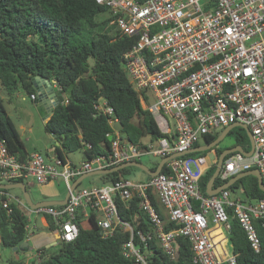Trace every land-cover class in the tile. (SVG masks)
I'll use <instances>...</instances> for the list:
<instances>
[{
	"label": "built area",
	"instance_id": "2783aa9c",
	"mask_svg": "<svg viewBox=\"0 0 264 264\" xmlns=\"http://www.w3.org/2000/svg\"><path fill=\"white\" fill-rule=\"evenodd\" d=\"M117 14L112 21L128 35H137L134 47L125 53L128 77L141 93L142 104L154 115L164 136L143 150L122 138L115 128L119 119L113 106L101 98L96 108L107 114L112 133V154L73 163L55 156L47 161L39 151L22 161L0 139V179L11 182L35 178L48 183L62 176L67 189L75 178L96 168H106L138 160L145 154L166 157L185 152L204 135L240 121L251 130L255 150L251 156L235 151L226 156L219 176L223 181L248 169L258 168L264 179V0H96ZM145 93L150 94L149 102ZM36 94L31 98L36 99ZM173 118V122L168 117ZM110 134V133H109ZM206 155H180L169 159L167 172L144 181L130 179L71 191L66 204L35 209L50 214L58 223L62 240L79 236V213H101L103 236H111L123 223L116 196L140 197L164 251L179 256L178 237L189 240L197 264H238L233 253L221 256L210 235L211 224L230 230L229 209L236 214L252 248L259 252L262 241L256 220H264V198L248 201L229 188L214 195L204 194L200 179L217 163V150ZM151 193L180 226L166 230L165 219L153 203ZM9 194L0 190V206L12 211ZM126 227L128 225L126 224ZM126 256L138 264H149L139 248L129 240Z\"/></svg>",
	"mask_w": 264,
	"mask_h": 264
},
{
	"label": "trees",
	"instance_id": "16d2710c",
	"mask_svg": "<svg viewBox=\"0 0 264 264\" xmlns=\"http://www.w3.org/2000/svg\"><path fill=\"white\" fill-rule=\"evenodd\" d=\"M106 11L109 15L101 18ZM116 17L117 14L96 0H0V89L6 92L7 100L12 101L20 91L37 96L36 76L57 82L65 101L52 109L46 127L54 135L53 153L63 161L69 160V153L77 149L83 150L84 161L112 154L114 130L109 123L110 117L96 108L101 98L108 100L123 124L122 138L138 149L143 150L148 143H156L164 136L152 112L143 106L141 93L133 87L126 71L124 55L137 43L138 36L128 35L112 23ZM145 97L149 102L152 100L150 94L145 93ZM223 130L204 135V142L214 141ZM228 135L233 136L235 145L250 150L245 130L232 129ZM0 139L6 141L10 152L20 160L27 158L29 152L1 93ZM214 148L217 156L225 149L218 145ZM158 164L151 168L156 169ZM216 164L213 163L200 179L204 194H207L206 186ZM162 171L167 172L168 167H163ZM129 172L130 166L97 174L99 183L96 186L129 179L126 176ZM150 178L152 176L146 173L144 180ZM18 181L26 182V179L11 182ZM227 181L218 177L215 185ZM0 182L5 181L0 179ZM229 189L234 193L240 191L248 201L264 198V191L254 175L238 179ZM151 197L165 219L166 230L178 228L180 224L164 214L156 195L151 193ZM116 203L123 224L117 226L111 236H103L98 224L100 212L91 210L89 216L79 213V236L73 241H59L55 250L40 247L38 259L31 264H138L134 257L123 252L124 244L131 238L149 264H197L193 261L192 245L184 236L178 237L177 259L164 251L149 217L140 207L138 195L129 199L117 195ZM10 205L11 212L0 206V245L13 249L28 237V218L15 204ZM228 211L229 238L238 264H264V220H256L262 241L261 250L256 252L236 214L232 209ZM46 217L52 228L59 227L52 215L46 214ZM8 263L26 264L16 258H10Z\"/></svg>",
	"mask_w": 264,
	"mask_h": 264
},
{
	"label": "water",
	"instance_id": "95a60500",
	"mask_svg": "<svg viewBox=\"0 0 264 264\" xmlns=\"http://www.w3.org/2000/svg\"><path fill=\"white\" fill-rule=\"evenodd\" d=\"M57 83L55 80L50 79V78H45L43 76H36L34 78V84L36 87V90L38 92V96L40 98L41 101L46 100L47 96L49 94H52L54 97V104L52 107H55L58 103L60 102H64L65 101V95L64 94H58L57 91L54 89L53 87V83ZM236 126H241L243 127L247 134L248 137L250 139V143H251V148L250 150H246L242 145H235L232 147H228L225 148L221 154L218 156V161L216 164V169L213 173V175L211 176V178L209 179L207 186H206V192L209 195H214L219 193L221 190L229 188L232 184H234L238 179L247 176V175H254L258 178V183H259V187L261 190L264 191V179L263 176L260 172V170L258 168H252V169H248V170H244L236 175H234L233 177H231L227 182L221 184V185H215L216 183V179L219 176V173L222 169L224 160L226 158L227 155H229L232 152L235 151H240L242 153H244L247 156H251L255 150V142H254V137L253 134L250 130V128L245 124L242 123L240 121L234 122L229 124L228 126H226L224 128V130L220 133V135L212 142H204L203 144H199L196 145L192 148H190L189 150L185 151V152H176L174 154H171L169 156L163 157L161 159V161L159 162L158 166L156 169H152L151 167H149L148 165H146L144 162L138 161V160H131V161H126L123 162L121 164H118L114 167H106V168H96L94 170H91L89 172H86L84 174H82L81 176H79L78 178H76L72 185L71 188L68 189V192L65 196L64 199L62 200H41L38 202H35L32 197L31 194L27 188V183L23 182V181H18V182H0V189H11L14 187H20L23 190V194L25 197V200L27 202V204L32 208V209H37L39 207H43V206H50V205H64L68 202L71 191H73L74 189H76L81 182L92 175H97V174H106L112 171H116L119 170L121 168H125V167H129V166H137L141 169H143L146 173H148L151 176H155L157 174H159L162 170L163 167L165 165V163L171 159L174 158L176 156H180V155H185V154H189V153H193V152H201V151H208L211 148H214L215 146H217L227 135L228 133ZM123 124L121 123V121H117L115 123V128L118 129L119 131L123 129ZM58 240L62 241V239L59 237L58 235ZM29 245V241L28 240H22L17 246H15L13 249L14 250H19L24 248L25 246Z\"/></svg>",
	"mask_w": 264,
	"mask_h": 264
},
{
	"label": "rangeland",
	"instance_id": "374dc122",
	"mask_svg": "<svg viewBox=\"0 0 264 264\" xmlns=\"http://www.w3.org/2000/svg\"><path fill=\"white\" fill-rule=\"evenodd\" d=\"M109 15V12H103L101 14V18H104ZM1 95L5 98V106L6 109L11 116L12 120L14 121L16 127L18 128L21 138L25 143V146L29 151L37 150L41 152L47 159V161L53 162L54 157L51 158V154L49 149L51 147V140L48 135V131L46 128V117L50 113L44 103L40 100L35 101L33 100L29 94L26 92H18L15 94L12 101H8V96L6 92L0 89ZM40 99V98H39ZM170 120L173 122V118L168 115ZM21 123L25 124V128L20 127ZM29 126H33V131L29 130ZM220 131V130H219ZM200 143L204 142L202 139L199 141ZM235 145V139L231 135H227L219 144V147L228 148ZM210 157H215L212 153H208ZM84 158V152L82 149H77L73 152L69 153V159L74 161L75 163H80ZM149 167L155 166L157 162L161 161L159 156H155L152 154H145L140 159ZM127 178L133 181H143L146 177V172L137 167V166H130V172L126 175ZM28 181L34 182L36 185H39L34 178L29 177ZM98 176L92 175L85 178L82 183L79 185L78 189L82 187H93L98 184ZM50 188H53L55 191L56 188L62 189V192H58L54 195L55 199H62L65 198L68 189L65 184V181L62 176H58V179L52 182ZM49 188V187H48ZM13 193H18L19 196L26 202L23 190L20 187H14L11 189ZM235 196L243 197V194L240 191L234 193ZM47 198V196H44ZM40 230L42 226L40 225ZM10 251V248H4V256L1 261V264H9L6 260L5 253Z\"/></svg>",
	"mask_w": 264,
	"mask_h": 264
},
{
	"label": "crops",
	"instance_id": "0c3cea01",
	"mask_svg": "<svg viewBox=\"0 0 264 264\" xmlns=\"http://www.w3.org/2000/svg\"><path fill=\"white\" fill-rule=\"evenodd\" d=\"M53 87L54 89L57 91V93L60 95L61 93L59 92V87L57 85V83H53ZM31 97V96H30ZM35 101L40 100L39 96H38V92H37V97L36 99H33ZM41 101V100H40ZM54 97L52 94H49L46 98V100L42 101L44 103V105L47 107L48 111L50 112L45 121L48 120L51 111L54 107ZM20 127L25 128V124L21 123ZM47 128V127H46ZM29 130L33 131V126H29ZM48 131V129H47ZM48 135L50 137L51 140V147L49 149L50 152V156L55 157V154L53 153V139H54V135L48 131ZM56 144H58V141H54ZM27 149V147H26ZM27 151L29 152L28 154H30L31 152L37 151V150H32L29 151L27 149ZM70 160V159H69ZM85 158L82 159V161H84ZM72 161V160H71ZM81 161V162H82ZM74 162V161H72ZM75 163V162H74ZM33 178V177H31ZM28 179H26V183H27V188L31 194L32 199L35 202L41 201V200H62V199H55L54 195L57 194L58 192H62V189L56 188L57 190L55 191L53 188H50V184L56 180L50 181L48 183H39L35 178L34 180H36L38 182L39 185H36L34 182H30L28 181ZM49 187V188H48ZM12 189V188H11ZM9 194V201L13 204H15L28 218V224H27V230H28V237L26 240L29 241V245L25 246L22 249L19 250H14V249H10V251H7L5 253L6 255V260L8 261L10 258H16L18 260H23L26 264H31L33 261L37 260L39 257V248L40 247H47L50 249H57L58 248V244H59V240H58V231L57 228H52L51 224L49 223L46 214H40L37 213L35 211V209H32L27 202L23 201V199L19 196L18 193H13L12 191L8 192ZM44 196H47L44 197ZM161 205V204H160ZM162 206V205H161ZM162 210L164 212L165 215H168L167 210L162 206ZM40 225L42 226V229L40 230ZM210 235L211 237L214 239L218 251L220 253L221 256L225 257L228 255L233 254V246L230 242V238H229V231L226 230L225 226L221 225V224H216L213 223L211 224V229H210ZM4 248H8L5 246L0 245V264L1 261L3 259L4 256Z\"/></svg>",
	"mask_w": 264,
	"mask_h": 264
},
{
	"label": "flooded vegetation",
	"instance_id": "af4514ba",
	"mask_svg": "<svg viewBox=\"0 0 264 264\" xmlns=\"http://www.w3.org/2000/svg\"><path fill=\"white\" fill-rule=\"evenodd\" d=\"M234 130H240L241 132H243L245 129L241 126H236L233 128ZM246 131V130H245ZM202 140L204 141V138H202ZM204 142L200 143V144H203Z\"/></svg>",
	"mask_w": 264,
	"mask_h": 264
}]
</instances>
